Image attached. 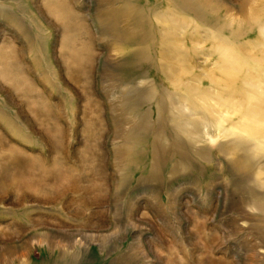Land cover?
Here are the masks:
<instances>
[{
	"label": "rangeland",
	"instance_id": "obj_1",
	"mask_svg": "<svg viewBox=\"0 0 264 264\" xmlns=\"http://www.w3.org/2000/svg\"><path fill=\"white\" fill-rule=\"evenodd\" d=\"M262 31L264 0H0V264H264V134L165 75L214 98L224 43L264 80Z\"/></svg>",
	"mask_w": 264,
	"mask_h": 264
},
{
	"label": "bare ground",
	"instance_id": "obj_2",
	"mask_svg": "<svg viewBox=\"0 0 264 264\" xmlns=\"http://www.w3.org/2000/svg\"><path fill=\"white\" fill-rule=\"evenodd\" d=\"M253 23L258 24L255 19L253 20ZM262 33L264 35V31H262ZM229 50L230 49L226 44L220 43L219 47L215 48L214 52L212 54V55H216V56L218 55L219 56L218 68L224 72V75L219 76L218 78L206 77V79L209 80V82L216 84L217 86H221V89H222L221 92L219 91L220 93H218V94L216 93L214 98L211 97L210 95H208L202 88L199 87L202 84L203 79H201V78L198 79L195 76V74L193 73L194 70L190 71L189 68L193 69L194 67L190 66L187 63V61H185V60L177 61L179 66H180V71H181L180 74H178V75H171L170 76L167 71L166 72L164 70L163 71L165 72L166 77H168L170 85L174 88L175 95L178 94L179 91H184V93L186 94V96L183 97V103H184V107L188 108V110L191 111V113H192L191 116L197 115V114L203 115L202 120L205 119L204 121L207 122L208 121V116H207L208 114L206 115L207 111H208L207 113H209V114H216V115H218V117L220 116L223 120H225V117L222 116L224 114H228L230 116L242 115L248 121H246L245 124L239 125L238 131H241V132H244V133L250 134V135L252 134L253 136H257L256 138L261 139L263 137V134H264V100H260V99H258L259 97H257L256 98L257 103H255L254 105L252 104L251 106H247V105L244 106L243 102L240 103V105H236V104H233L232 102L228 103V101L229 100L231 101L233 99L232 98V95H233L232 92L233 91L236 92V90H238V89H243L245 92H250L251 89L249 87L248 88H245L246 86L239 87L240 81H243V83H246L248 85H251V83L258 78H259L258 80H259L260 85H263V87H260V89H261L260 96H264V80L261 77L256 76L250 72H249V74L246 73V75H241L242 74V67L240 65L239 66L237 65V61H239V59L237 57L233 56L231 54V51L229 52ZM261 55H262V58L260 56H259L260 58L257 57L256 54L248 55V56L252 57L257 63L262 62V64H263L264 63V52ZM187 76L188 77L193 76L196 79H194L193 81H190L189 79H185ZM192 82H196V85H192ZM261 83H263V84H261ZM206 91L209 92V90H206ZM187 96H189L191 99H189V97H187ZM175 97H174V99H175ZM192 98L195 99V101ZM142 99H145V98H142ZM199 101L204 102L203 104H205V105H209L208 103L210 101H213L215 103V105L210 107V108L208 106L202 108L201 105H199ZM171 104H172L173 109L176 110V108H177L176 103L171 102ZM124 107H126V105ZM159 108H161V104L159 105ZM245 108H247V109H245ZM243 111H244V113H243ZM177 112L179 113L180 111H177ZM178 115L174 114L172 116V119H171V122H173L175 124L174 129L173 128L172 129L174 130L173 134H174L176 140L177 141L181 140L183 135L187 136V137H190V136L193 137L195 135V132H191V131H189V129H187L183 126V123L189 122V120L181 117V115L180 116H178ZM185 117L187 118V116H185ZM228 121H231V120L228 118ZM249 122H251V123H249ZM143 127L146 128L144 125H143ZM147 127H148V125H147ZM233 127H235V126H233ZM219 129H220V131L222 130L221 126H219ZM156 138L158 140H160L159 136ZM242 143L243 142L237 143V142L233 141V145L231 148H229L228 151L230 152L232 150L233 151L237 150L238 145H240Z\"/></svg>",
	"mask_w": 264,
	"mask_h": 264
}]
</instances>
